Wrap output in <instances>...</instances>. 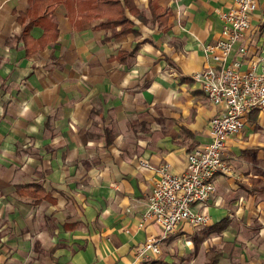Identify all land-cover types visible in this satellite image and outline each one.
<instances>
[{"label": "crops", "instance_id": "0c3cea01", "mask_svg": "<svg viewBox=\"0 0 264 264\" xmlns=\"http://www.w3.org/2000/svg\"><path fill=\"white\" fill-rule=\"evenodd\" d=\"M35 1L0 0V264H190L201 251L204 264L215 249L218 264H264V109L227 140L234 171L217 179L210 223L136 252L162 232L141 221L159 174L139 159L180 173L211 141L222 107L192 75L217 64L206 47L234 0H154L168 13L154 23L137 13L150 19L151 0H129L124 34L65 0ZM251 20L229 56L243 68L264 49V0Z\"/></svg>", "mask_w": 264, "mask_h": 264}, {"label": "built area", "instance_id": "2783aa9c", "mask_svg": "<svg viewBox=\"0 0 264 264\" xmlns=\"http://www.w3.org/2000/svg\"><path fill=\"white\" fill-rule=\"evenodd\" d=\"M257 7L258 0H234L229 9L221 11L222 36L206 47L217 64L192 75L210 102L222 107L211 120V141L188 152L187 168L180 173L172 171L170 162L155 167L147 159H139L140 164L159 174L141 221L162 228L159 236L149 237L137 246L140 259L159 255L163 241L183 224L201 228L210 223L208 202L217 193V179L234 171L224 158L227 140L245 128L253 110L264 109V49L259 59L250 60L245 68L241 60L229 62L235 45L252 29V12ZM248 50L245 43L239 48L242 55Z\"/></svg>", "mask_w": 264, "mask_h": 264}, {"label": "trees", "instance_id": "16d2710c", "mask_svg": "<svg viewBox=\"0 0 264 264\" xmlns=\"http://www.w3.org/2000/svg\"><path fill=\"white\" fill-rule=\"evenodd\" d=\"M45 0H36L35 3H41ZM53 0H48V2L52 5ZM57 1V0H55ZM66 3L71 7H75L78 13L82 14L83 19H87L88 16L91 15H101L107 17L105 22L106 25L111 26L113 29H116L118 25H121V29L118 30L117 34H124L129 32L130 29H133L134 21L126 14L127 6L129 5V0H125V4L122 3V0H65ZM34 6V5H33ZM33 6L29 11L32 13L36 11V8ZM150 8L152 10V17L148 19L144 12L137 11L138 15L144 22L154 23L157 20H162L163 22L166 21L168 13L165 11L156 1L151 0ZM51 10V7L45 10V14ZM28 12V13H29ZM33 26V23L30 25H26L24 37H28L29 30ZM126 54V52L119 53L118 57L121 55ZM123 59V58H122ZM35 184H30V186ZM41 198V196H40ZM225 219L223 220V224L221 225V229L225 224ZM219 255L220 251L215 249V253L211 255L204 264H218L219 262ZM145 264H180L177 262H168L165 259H151L145 261Z\"/></svg>", "mask_w": 264, "mask_h": 264}, {"label": "rangeland", "instance_id": "374dc122", "mask_svg": "<svg viewBox=\"0 0 264 264\" xmlns=\"http://www.w3.org/2000/svg\"><path fill=\"white\" fill-rule=\"evenodd\" d=\"M207 226V225H206ZM206 226H203V227H206ZM203 227H201V228H203ZM194 228H197V227H194ZM201 228H197V229H201ZM186 243H187V241H185ZM195 242V241H194ZM183 251H184V253H185V257L186 256H188V253L189 252H187L188 251V249L185 247L184 249H183ZM210 253H212V254H214L215 253V250H212ZM206 256V254L203 252V251H201V252H199L197 255H195L193 258H197L196 260H193L190 264H202V260L204 259V257ZM192 257L190 258V259H192ZM195 261V262H194Z\"/></svg>", "mask_w": 264, "mask_h": 264}]
</instances>
